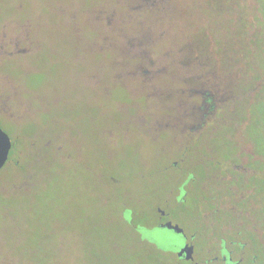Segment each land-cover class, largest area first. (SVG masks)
Segmentation results:
<instances>
[{
    "label": "rangeland",
    "instance_id": "374dc122",
    "mask_svg": "<svg viewBox=\"0 0 264 264\" xmlns=\"http://www.w3.org/2000/svg\"><path fill=\"white\" fill-rule=\"evenodd\" d=\"M228 2L233 8L237 5L232 17L244 7L247 22H252L254 0ZM127 3L0 0V83L15 86V113L21 105L13 127L4 118L14 112L7 108L12 101L0 102V126L19 147L12 149L11 162L0 170V264H159V260L168 264L173 260L168 253L158 259L154 250L141 244L143 240L128 232L120 203L137 199L152 205L151 193L156 189L151 190L150 178L162 179V174L149 176L158 163L154 154L164 155L178 136L174 119L182 111L178 103L192 97L186 81L191 72L177 64L169 81L161 78L166 71L158 72L164 62L151 57L156 66L145 83L127 76L135 53L126 49L125 37L107 17L117 13L130 31L143 30L138 27L141 22L164 23L157 26L160 33L153 27L149 50L161 41L164 50L179 49L194 36L190 32L202 29L198 41L208 35L211 42L207 24L213 21L206 19L202 27L196 23L191 31L192 16L172 22L170 15L160 13L133 17ZM229 17L209 26L215 41L226 36L223 21ZM194 18L198 20L196 11ZM209 44L204 41L221 63L219 46ZM172 49L169 53L174 56ZM234 50L231 61L239 48ZM150 52L149 56L155 54ZM239 61L241 57L235 64ZM11 86L6 88L10 95ZM170 87L175 88L173 93ZM48 140L58 143L62 152L55 155L47 148ZM172 220L184 223L182 215H173ZM142 236L166 250L182 245L179 236L167 229L151 228Z\"/></svg>",
    "mask_w": 264,
    "mask_h": 264
},
{
    "label": "flooded vegetation",
    "instance_id": "af4514ba",
    "mask_svg": "<svg viewBox=\"0 0 264 264\" xmlns=\"http://www.w3.org/2000/svg\"><path fill=\"white\" fill-rule=\"evenodd\" d=\"M238 52L242 53V49ZM252 65V71L246 64L219 66V74L213 75L215 80L202 83V92L198 93L201 97L192 93V97L184 98L178 103L177 108L182 111L174 119L178 123V136L172 139L171 149L181 159L173 162L174 169L178 165L205 167L202 171L206 179L200 186L205 191L204 196H200L193 177L182 182L185 178L182 176L183 170H174L170 188L164 183V170L158 169L155 176L162 174V179L156 181L153 177L150 178L153 181L151 190L156 189L151 193V206L154 210L152 223L146 222L148 202L143 203L136 199L134 202L120 203L121 218L128 232L134 234L140 242L143 240L141 244L144 243L148 249L154 250L158 259L166 253L172 255L173 260L168 264H264V69L259 70L258 65ZM217 78L221 80L218 81ZM10 86L0 83V102L6 105L4 100H11L12 103L7 108L14 112L8 117L4 113L1 117L4 116L6 122L15 127L21 105L17 106L18 111L15 113V86H11V95L6 89ZM212 88L216 91L213 92ZM217 89L222 109V160L203 161L199 160V156L205 157L202 152H211L213 149L211 141L215 130H212V120L218 118L214 113ZM0 129L3 131L1 126ZM198 132L200 140L204 134L203 147L201 144L196 145ZM15 137H19L18 131L13 136L14 140ZM58 138L60 137H55L56 140ZM10 141L9 154L12 149L19 148L17 143L11 139ZM47 143V148H52L55 155L57 151L62 152L63 148L58 143L53 144L50 140ZM190 152L193 153V159L198 160L187 161ZM10 162L7 159V163ZM12 164L15 166V161ZM157 164L159 168L162 167L160 162ZM196 172L191 171V175ZM165 186L169 191L164 192ZM187 190L192 199L203 200L191 201L188 213L185 214L181 212L180 206L185 202L183 199ZM201 204L204 205L202 214L197 215L195 207ZM135 215L142 217L143 223L134 225ZM173 215H182L183 225L172 220ZM167 222L177 225L181 230L180 233L169 230L182 240L179 249L174 251L168 247L166 250V246L159 245L158 242L142 239L144 232L151 228L161 229L159 225ZM186 246L190 249L188 257L186 252L180 254ZM3 264L14 262L7 261ZM159 264H163L161 260Z\"/></svg>",
    "mask_w": 264,
    "mask_h": 264
},
{
    "label": "trees",
    "instance_id": "16d2710c",
    "mask_svg": "<svg viewBox=\"0 0 264 264\" xmlns=\"http://www.w3.org/2000/svg\"><path fill=\"white\" fill-rule=\"evenodd\" d=\"M125 1L129 6V11L133 13V17L141 14L146 15H152L154 13H160L161 15H170L171 18L169 22L175 21L178 18L179 19H185L187 16H192V22H188V25L192 28L193 26L199 25L202 27V25L205 23L206 19H209L213 21V23H205L208 25L207 32L211 38V42L207 37H204V41L209 46L212 44L215 46H219L218 56L221 60V63L217 61L215 56L209 51V48L204 45V41L200 43L198 41V37L202 34V30H196L197 34L195 32H190L191 38L187 39L186 42L177 49L176 46H173L169 49H172L175 52V55H171L169 53V49H163L162 48V41L158 45V47L155 50H149L150 46L152 45L153 35L155 30L153 27L156 25V29L159 30L158 33L162 32L160 28H158V25H164V23H158L155 24L154 22H141L138 24L139 29L137 31H130V29L127 26H122L124 22L117 19V13L113 12L111 13L107 18H111L112 23L115 24V28L117 29L118 33L122 35V38L125 37V47L127 50L133 51L135 54L133 56V59L130 62V67L128 70L125 71V74L130 75V77H134L139 79L141 82L147 81L150 77H152L153 74V68L156 66L153 64V62L150 60L151 57H155L157 62L162 61V67L158 72L166 71V77L164 75L161 76L164 77L167 80H172L174 78L175 71V65L179 64L182 68H189L191 75L189 76L190 79L186 80L190 83L189 88L191 93H196L197 97H201L199 92H202V83L207 80L214 81L215 78L213 75L219 74V66L223 65H238V64H246L250 67V70L252 71V64L258 65L259 70L264 69V0H254V3L256 4V7L253 11V18L255 16L256 11L257 19L252 18V22H247L245 18V8L243 10H238V15L236 18L232 17L231 14L233 10H236V7L233 8L231 4L228 2V0L225 1V4H222L220 7L211 6L210 4H203L201 0H122ZM237 2V0H235ZM239 4V3H238ZM196 11V16H198V20L195 21L194 18V12ZM190 12V13H189ZM224 16H230L228 21H223L224 23V30L225 34L223 37V40L215 41L214 33L211 31L212 26L215 25L217 20H223ZM154 17V16H153ZM107 18H106V24H107ZM114 18V20L112 19ZM220 23V22H219ZM163 29V28H162ZM207 39V40H206ZM220 39V38H219ZM222 45V47H221ZM226 48H225V47ZM236 48L242 49V53L238 52L236 54V57L234 58V61H231L233 58V55L230 53H235ZM153 51L155 54L152 53V55L149 56V52ZM151 53V52H150ZM242 61H239L238 64H235L237 59L240 58ZM253 59V61H249L250 59ZM245 60V61H244ZM167 61V62H166ZM127 65V63H126ZM153 65V66H152ZM128 66V65H127ZM152 70V71H151ZM149 87V85H148ZM172 93L175 91L174 87H170ZM218 93L215 94L217 101L215 104L214 113L217 114L218 118H214L212 120V151L211 152H202L205 157L199 156V160H205V161H214L219 162L222 160V153H221V106L219 104L220 99V93L219 89ZM212 91L215 92L216 89L212 88ZM200 102V101H199ZM213 104V106H214ZM199 115L197 114V120L196 123H198ZM199 132L196 134V145L201 144L203 147V140H204V134H202V137L199 139ZM172 148V141H171V147ZM193 153L190 152L188 158H186L187 161L192 160H198V158L193 159ZM154 158L157 160V162H160L162 167L160 169L164 170V183L168 184L171 188V179L173 177V172L176 169H181L184 171L182 176L185 178L182 182L188 181L189 178L193 177L196 180V184L198 187V191L200 192V196L203 197L205 194V191L200 189V186L202 183H204V180L206 179L205 174L202 170H205V167L201 166H182L178 165L174 169L173 162L175 160H180L181 157L178 153L172 151V149L167 148V151L162 156H157L154 154ZM183 159V158H182ZM159 164H157V167H155L154 170H152V174L149 176H154L159 169ZM215 167L218 165H214ZM191 171H197L194 175H191ZM199 172V173H198ZM169 191V188L165 186L164 192ZM171 192V190H170ZM185 202L182 203L180 206L181 212L187 214L189 210V204L191 201H202L203 198H191L189 190L186 191V196L183 199ZM150 202V200H149ZM198 206V207H197ZM195 207V210L197 212V215L202 214L203 206L204 205H197ZM154 210L152 209V206L147 207L146 216L147 219H151L154 216ZM150 217V218H149ZM140 217L138 215H135L134 218V225H140L139 221ZM152 223V222H151Z\"/></svg>",
    "mask_w": 264,
    "mask_h": 264
},
{
    "label": "water",
    "instance_id": "95a60500",
    "mask_svg": "<svg viewBox=\"0 0 264 264\" xmlns=\"http://www.w3.org/2000/svg\"><path fill=\"white\" fill-rule=\"evenodd\" d=\"M10 149H11L10 138L5 132H3L0 129V170L4 167L5 163L7 162ZM159 228H161V229L165 228L167 230H172L176 233L181 232V230L178 228V226L175 224H172L171 222L160 224ZM189 251H190V249L186 246L183 248V250L180 252V254H182L183 252H186L187 257H188Z\"/></svg>",
    "mask_w": 264,
    "mask_h": 264
}]
</instances>
